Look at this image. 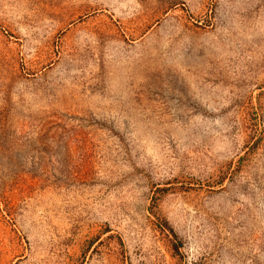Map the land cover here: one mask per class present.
I'll list each match as a JSON object with an SVG mask.
<instances>
[{"label": "rangeland", "instance_id": "rangeland-1", "mask_svg": "<svg viewBox=\"0 0 264 264\" xmlns=\"http://www.w3.org/2000/svg\"><path fill=\"white\" fill-rule=\"evenodd\" d=\"M0 264H264V0H0Z\"/></svg>", "mask_w": 264, "mask_h": 264}]
</instances>
